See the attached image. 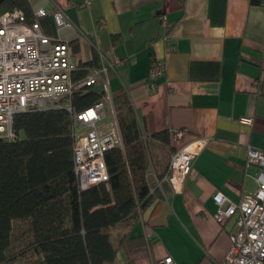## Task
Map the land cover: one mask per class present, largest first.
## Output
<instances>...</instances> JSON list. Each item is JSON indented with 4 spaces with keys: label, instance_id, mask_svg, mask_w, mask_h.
<instances>
[{
    "label": "crops",
    "instance_id": "0c3cea01",
    "mask_svg": "<svg viewBox=\"0 0 264 264\" xmlns=\"http://www.w3.org/2000/svg\"><path fill=\"white\" fill-rule=\"evenodd\" d=\"M29 3L32 12L64 9L75 29L60 36L87 73L102 59L115 63L108 74L111 96L125 94L122 113L134 117L144 137L166 131L175 150L206 140L182 191L172 195L167 185L169 193L131 231L146 241L132 251L131 264H161L166 256L174 264H224L233 219L214 220L213 195L221 191L233 203L252 195L259 169L245 166L246 152L264 151V0ZM41 26L57 36L50 16ZM153 59L164 66L154 89L148 81ZM176 131H183L180 139Z\"/></svg>",
    "mask_w": 264,
    "mask_h": 264
},
{
    "label": "trees",
    "instance_id": "16d2710c",
    "mask_svg": "<svg viewBox=\"0 0 264 264\" xmlns=\"http://www.w3.org/2000/svg\"><path fill=\"white\" fill-rule=\"evenodd\" d=\"M13 9L32 20L28 0L0 4V14ZM86 74L83 67L73 79L79 81ZM100 96L97 89H85L64 101L81 112ZM111 97L121 147L104 153L108 180L86 190L79 188L74 171L70 114L59 109L14 116L18 138L0 139V263L118 264L124 257V264H131L132 251L145 245L143 236L130 233L148 207L169 193L165 182L161 189L155 187V178L161 180L167 173L169 160L161 168L153 164L147 143L167 147L168 159L175 149L166 131L142 138L134 117L122 113L128 105L125 94ZM16 222L27 226L20 249L13 237Z\"/></svg>",
    "mask_w": 264,
    "mask_h": 264
},
{
    "label": "built area",
    "instance_id": "2783aa9c",
    "mask_svg": "<svg viewBox=\"0 0 264 264\" xmlns=\"http://www.w3.org/2000/svg\"><path fill=\"white\" fill-rule=\"evenodd\" d=\"M47 16L54 23L56 37L45 33L41 26L40 21ZM161 25L169 26L164 18ZM63 29L74 30L75 26L61 7L49 12L39 8L32 12L30 21L20 9L0 14V139L11 142L18 138L13 120L19 113L65 109L74 123V171L79 188L86 190L108 180L104 153L115 146L121 147L108 85V74L115 63L102 59L98 69H91L76 81L73 76L82 68L73 57L68 40L60 36ZM163 72V63L153 59L148 78L150 88H155L154 81ZM85 89H97L101 96L88 109L76 112L64 100ZM182 135L183 131H176L174 136L180 139ZM205 142L203 138L196 139L175 150L167 173L161 180L155 178V187L161 189V183L165 182L172 195L180 193L191 163ZM245 166L259 169L254 177L257 188L252 195L243 196L238 203L230 201L221 191L213 195L214 220L224 225L233 219L224 264H264V151L248 148ZM161 264L174 262L166 256Z\"/></svg>",
    "mask_w": 264,
    "mask_h": 264
},
{
    "label": "rangeland",
    "instance_id": "374dc122",
    "mask_svg": "<svg viewBox=\"0 0 264 264\" xmlns=\"http://www.w3.org/2000/svg\"><path fill=\"white\" fill-rule=\"evenodd\" d=\"M116 115V114H115ZM110 118V115H109ZM108 120V119H107ZM107 120L105 119L104 122L107 123ZM149 153L151 155L152 163H157L156 165L161 166L168 162V152L167 147H162L157 142H152L148 140L147 143ZM116 231L113 232L112 236H115ZM27 226L24 223L16 222L13 225V237L15 238V246L22 248L25 240L27 239ZM115 240V239H113Z\"/></svg>",
    "mask_w": 264,
    "mask_h": 264
},
{
    "label": "water",
    "instance_id": "95a60500",
    "mask_svg": "<svg viewBox=\"0 0 264 264\" xmlns=\"http://www.w3.org/2000/svg\"><path fill=\"white\" fill-rule=\"evenodd\" d=\"M4 0H0V4L3 2Z\"/></svg>",
    "mask_w": 264,
    "mask_h": 264
}]
</instances>
